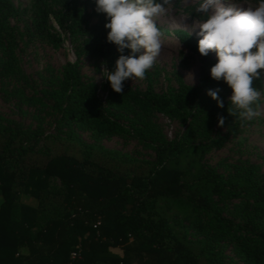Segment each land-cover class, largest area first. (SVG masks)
<instances>
[{"label":"trees","instance_id":"1","mask_svg":"<svg viewBox=\"0 0 264 264\" xmlns=\"http://www.w3.org/2000/svg\"><path fill=\"white\" fill-rule=\"evenodd\" d=\"M61 1L63 11L55 17L64 29L74 30L82 19L78 14L79 0ZM250 1L257 3V0ZM46 3L37 0V28L58 44L61 38L49 31L52 12ZM197 6L190 10L202 21L203 17L195 12ZM16 13L12 0H0V30L9 31L4 36L9 40L4 74L9 73L17 60L11 39L14 31L8 22ZM98 17L94 25L86 28L88 42L111 70L119 53L116 46L107 41L105 14L98 13ZM159 28L163 34L176 36L199 58L198 86L173 94L150 88L140 92L125 80L121 94L115 92L106 79L108 99L115 102L132 99L143 110L158 111L189 123L199 94L208 87L226 83L211 78L212 52L201 55L196 36L186 30ZM128 51L126 49L125 54ZM50 95L56 101L61 120L66 118L78 126L85 125L99 136L131 133L108 114L96 88L81 81L77 62L64 66L61 82ZM206 111L203 121L189 134L201 129L207 131V119L213 114ZM136 131L148 133L145 129ZM21 133L16 129L10 134L0 131V264H219L223 250L203 240L181 237L180 231L173 232L160 201L183 213L199 209L208 214L210 225L216 228L217 239H225L226 245L232 244L245 264H264V182L255 176L253 168L227 180L209 177L210 186L190 185L184 177L191 170L181 168L175 160V155L179 157L182 152L181 144L167 142L163 146L154 145L156 160L134 162L130 166L134 174L127 176L115 171V165L68 152L41 161L30 145L20 141ZM188 147L187 150H196L197 145ZM54 177L61 181L63 192L52 187ZM22 194L35 198L38 203L21 201ZM217 196L244 198V205L253 211L256 228L245 231L246 225L236 224L216 212L210 199ZM57 197L55 212L48 211L49 202ZM112 248L121 252L113 253Z\"/></svg>","mask_w":264,"mask_h":264},{"label":"rangeland","instance_id":"2","mask_svg":"<svg viewBox=\"0 0 264 264\" xmlns=\"http://www.w3.org/2000/svg\"><path fill=\"white\" fill-rule=\"evenodd\" d=\"M12 1L17 13L8 22L14 31L11 39L14 40L17 60L9 73L4 74L9 58V40L4 36L9 31L0 30V131L5 134L15 129L22 132L20 141L30 145L41 161L68 152L80 158L107 162L115 165V171L119 174L132 176L134 172L130 166L134 162L156 160L154 145L163 146L167 142H174L180 143L182 147L179 157L175 155L178 165L191 170L184 177L190 185H209V177L227 180L250 168L264 182V69L258 70L260 77L253 80V86L261 91L260 102L256 106L260 113L258 117L244 121L230 115L227 109L228 104L231 106L228 101L231 88L225 84L219 86L224 107H218L216 101L206 94L207 89L217 86L208 87L199 94V102L189 123H182L158 111L143 110L132 99L109 101L106 78L101 75L106 64L97 49L88 42L86 33V28L99 19L95 0H79L78 14L83 20L80 19L74 30L64 29L55 17L63 11L62 1L45 0V5L52 12L49 31L61 38L58 44L38 31L37 0ZM198 3L199 0H170L166 6L170 11L157 19L158 25L170 30H186L199 38L196 35L198 28H192L202 21L190 10ZM225 5L241 8L255 6L250 0H225ZM162 40L161 53L145 77L127 79L126 82L140 92L148 88L167 94L182 89L193 90L200 79L199 58L174 35L163 34ZM211 52L215 64L217 57L214 51ZM68 62H77L81 81L96 88L108 114L130 130V134L99 136L85 125L78 126L66 118L61 120L56 101L50 93L59 86L64 66ZM206 110L213 114L207 119V131L202 132L201 129L193 135L189 134L192 128L203 121ZM220 116L224 117L222 125L218 124ZM144 129L148 133L135 132ZM193 144L197 145L196 150H187ZM52 187L60 188V192H63L58 178H52ZM58 198L49 202L48 211L55 212ZM20 200L32 205L38 203L35 198L25 194L20 196ZM210 203L226 219L246 225L245 231L256 228V221H252L253 211L244 205V198L226 199L217 196L210 199ZM160 204L167 211L173 232L180 231L181 237L203 240L213 248H221L223 255L219 264H245L232 244L226 245L225 239H217L216 228L210 225L208 214L199 209L183 213L170 204H163V201ZM111 251L121 252L118 248H112Z\"/></svg>","mask_w":264,"mask_h":264},{"label":"clouds","instance_id":"3","mask_svg":"<svg viewBox=\"0 0 264 264\" xmlns=\"http://www.w3.org/2000/svg\"><path fill=\"white\" fill-rule=\"evenodd\" d=\"M170 0H95V10L105 14L107 41L119 53L113 67L101 75L117 93L124 92V81L143 79L154 66L163 46V33L157 19L170 10ZM195 12L202 22L197 29L198 52H215L217 61L210 67L211 78L223 80L230 88L228 113L244 121L258 117L261 91L253 86L264 69V0L255 6H226L225 0H199ZM191 34V33H190ZM129 50L125 54V50ZM221 89H207L206 94L224 107ZM224 117L218 118V124Z\"/></svg>","mask_w":264,"mask_h":264},{"label":"crops","instance_id":"4","mask_svg":"<svg viewBox=\"0 0 264 264\" xmlns=\"http://www.w3.org/2000/svg\"><path fill=\"white\" fill-rule=\"evenodd\" d=\"M27 203V202H26Z\"/></svg>","mask_w":264,"mask_h":264}]
</instances>
